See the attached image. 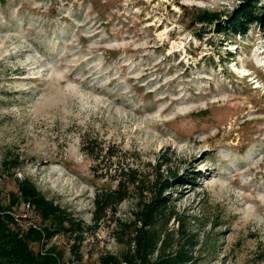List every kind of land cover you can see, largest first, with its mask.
<instances>
[{"label": "rangeland", "instance_id": "1", "mask_svg": "<svg viewBox=\"0 0 264 264\" xmlns=\"http://www.w3.org/2000/svg\"><path fill=\"white\" fill-rule=\"evenodd\" d=\"M241 1L0 0V194L30 177L72 215L64 264L121 256L159 194L187 264H264V32H218Z\"/></svg>", "mask_w": 264, "mask_h": 264}, {"label": "trees", "instance_id": "2", "mask_svg": "<svg viewBox=\"0 0 264 264\" xmlns=\"http://www.w3.org/2000/svg\"><path fill=\"white\" fill-rule=\"evenodd\" d=\"M256 25L264 32V3L262 0H242L229 16L228 26L220 25L218 32L247 35ZM3 169L14 171L20 165L18 158L6 159ZM17 190L5 200L0 194V264H64L63 251L57 245L48 246L59 233L80 230L72 215L54 200L49 199L30 177L15 178ZM99 198L98 204L109 207L114 197ZM29 206L40 217L41 223L24 229L14 214L21 205ZM170 204L159 196L142 201L134 210V221L124 226L131 231L129 248L121 256L109 254L100 258V264H187L193 256L180 247L171 250L173 231L162 230L160 221L169 215ZM39 225V226H38ZM132 228V229H131ZM182 227L175 234L182 233ZM39 246L38 249L35 246ZM41 246V247H40ZM78 254V246L72 248ZM81 260V257L78 258ZM74 263L73 261L70 263Z\"/></svg>", "mask_w": 264, "mask_h": 264}]
</instances>
